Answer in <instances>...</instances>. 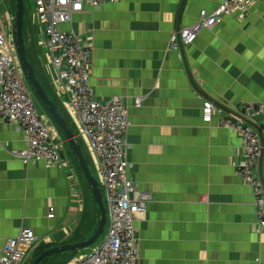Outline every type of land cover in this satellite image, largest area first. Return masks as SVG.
I'll list each match as a JSON object with an SVG mask.
<instances>
[{"label":"crops","instance_id":"0c3cea01","mask_svg":"<svg viewBox=\"0 0 264 264\" xmlns=\"http://www.w3.org/2000/svg\"><path fill=\"white\" fill-rule=\"evenodd\" d=\"M224 1L86 5L62 26L93 46L90 83L96 98L122 97L127 105L130 176L152 197L146 216L136 222L141 256L137 264H264V228L257 222L254 191L238 174L246 159L242 139L219 126L223 115L205 123L202 112L211 98L235 112L223 108L224 116L248 123L241 115L244 105L264 104V0L203 30L183 52L169 46L173 33ZM13 16L12 2L5 12L11 43ZM27 19V38L41 79L66 110L76 135H83V148L86 144L92 158L78 118L55 84L35 5ZM138 97L144 99L139 108ZM249 123L264 141V116ZM53 129L63 143L60 155L65 164L24 165L11 151L27 147L25 134L0 119V251L22 228L33 229L38 241L22 264H31L41 247L90 238L97 225L74 156L66 153L64 139ZM50 208L53 218L48 217ZM74 262L75 258L69 264Z\"/></svg>","mask_w":264,"mask_h":264},{"label":"built area","instance_id":"2783aa9c","mask_svg":"<svg viewBox=\"0 0 264 264\" xmlns=\"http://www.w3.org/2000/svg\"><path fill=\"white\" fill-rule=\"evenodd\" d=\"M33 1L39 22L44 25L55 84L88 139L108 210L106 237L90 253L76 258L74 264H137L141 256L136 222L146 216L152 197L150 193L141 191L130 176L132 164L127 135L131 123L127 105L122 97L108 100L96 98L90 83L93 46L75 31L62 30V26L71 23L75 14L82 12L86 5L100 8L122 0ZM256 1L225 0L211 13L203 10L197 23L184 28L180 35L173 36L170 48L179 51L180 45H193L203 30H212L226 16L247 11ZM143 101L142 97L135 98V106L141 107ZM241 111L242 117L248 121L255 116H264V104L248 103ZM202 112L205 123H211L215 115H223L219 126L234 131L242 139L246 159L240 164L238 174L254 191L257 222L259 227L264 228V183L261 180V173L264 178V154L260 166L264 146L260 134L242 118L236 122L232 117L224 116L223 110L211 101L204 103ZM0 119L7 125H17L25 134L27 147L11 151L24 165L45 162L52 167L65 164L60 155L63 143L55 138L49 119L38 111L33 94L25 83L15 48L10 49L9 41L2 32ZM54 212V208H50L48 217L53 218ZM37 241L33 229L22 228L17 237L7 239L0 251V264H22Z\"/></svg>","mask_w":264,"mask_h":264},{"label":"water","instance_id":"95a60500","mask_svg":"<svg viewBox=\"0 0 264 264\" xmlns=\"http://www.w3.org/2000/svg\"><path fill=\"white\" fill-rule=\"evenodd\" d=\"M24 19H25V0H16V13H15V24L13 27V34L15 36V46H16V52L20 59L22 69L24 71L26 79L32 84L34 87L36 96L45 104L50 116L52 119L56 122V124L59 126L60 129L64 132V135L66 137L67 143L73 153L75 154L76 158L78 159L80 168L82 170V173L88 183V186L90 188V191L96 200V203L100 210V219H99V225L97 227V230L93 234L92 237L89 239H86L84 241L76 242V243H68L63 245H58L55 247H51L45 251H43L38 257H36L33 261V264H40L44 259L65 253V252H74V251H82L90 246L94 245L100 237L104 234L106 230V224H107V209L103 198V193L100 187V182L98 179L93 175L90 166L87 162V159L85 157V154L83 152L82 146L77 140V136L74 134V132L69 128L67 121L65 118L61 115V113L58 110V107L56 103L49 97L47 91L41 84L40 80L37 78L35 74V68L34 65L29 61L26 54V44H25V38L23 34V26H24ZM183 52V47H182ZM210 98V97H208ZM210 100L220 109H223L224 106L214 99ZM229 113H235L234 111L224 108ZM223 109V110H224ZM262 140V139H261ZM262 144L264 146V141L262 140ZM263 154L264 149L262 151V157H261V166L263 161ZM262 172V170H261ZM262 181L264 183V179L261 174Z\"/></svg>","mask_w":264,"mask_h":264},{"label":"trees","instance_id":"16d2710c","mask_svg":"<svg viewBox=\"0 0 264 264\" xmlns=\"http://www.w3.org/2000/svg\"><path fill=\"white\" fill-rule=\"evenodd\" d=\"M13 12H14V15L16 13V0H13ZM30 27V21H28L27 19V10H26V5H25V19H24V26H23V34H24V38H25V44H26V54H27V58L29 59V61L34 65V68H35V74L37 76V78L40 80L41 84L43 85V87L45 88V90L47 91L49 97L56 103L57 107H58V110L59 112L61 113V115L65 118V120L67 121L68 123V126L69 128L74 132V134H76L75 132V129L68 117V114L66 112V110L62 107V105L60 103H58V101L53 97L52 95V92L50 91L49 87L43 82V80L41 79V76H40V73H39V70H38V66L36 64V62L34 61L33 59V56H32V53H33V46L32 44L28 41V38H27V35H28V29ZM27 81V85L28 87L34 92V96H35V100L42 106L43 108V111L44 113H46L50 119L52 120L53 124L57 127V129L59 130L60 134L62 135V137L66 140L65 138V135H64V132L62 131V129L59 128V126L56 124V122L52 119V117L50 116L45 104L36 96L35 94V90H34V87L32 86V84L28 81ZM79 143L81 144L82 148H83V144L81 142L80 139H78ZM66 146L69 148L71 154L74 156V159H75V162L78 166V169L81 173V176L83 178V181L85 183V186H86V190H87V193L88 195L90 196V202H91V205L94 209V211L96 212L97 211V215H98V219H97V225H96V228H95V231L97 230V227L99 225V219H100V210H99V207L96 203V200L94 199L91 191H90V188L88 186V183L82 173V170L80 168V165H79V162H78V159L76 158L75 154L73 153V151L71 150V148L69 147V145L67 144L66 142ZM83 152L85 154V157L87 159V162L90 166V169H91V161L89 159V157L87 156V154L85 153V150L83 148ZM92 171V169H91ZM93 173V171H92ZM94 231V233H95ZM93 233V234H94ZM86 239H79V241H74V242H67L65 244H68V243H76V242H80V241H84ZM101 240V239H99ZM51 247H55V246H51L49 245L48 247H41L39 248L35 255L33 256V259H32V263L33 264V261L36 257H38V255H40L43 251L51 248ZM82 252V251H81ZM80 254V251H74V252H65V253H61V254H57V255H53V256H50L46 259H44L40 264H69L70 262H72V260L74 258H76L78 255Z\"/></svg>","mask_w":264,"mask_h":264},{"label":"rangeland","instance_id":"374dc122","mask_svg":"<svg viewBox=\"0 0 264 264\" xmlns=\"http://www.w3.org/2000/svg\"><path fill=\"white\" fill-rule=\"evenodd\" d=\"M12 2H13V0H0V32H3V33H5V36H6V38L8 39V40H10V32L11 31H9L8 30V28H7V21H6V18H5V12L7 11V10H10V8L12 7ZM25 5H26V10H27V13H28V16H29V14H30V12H32V10L34 9V5H33V0H25ZM199 21V20H198ZM197 21V22H198ZM196 22V23H197ZM195 24V23H194ZM194 24H192V25H194ZM192 25H190V26H188V27H191ZM185 28H187V27H185ZM184 28H182L180 31H177L176 33H173L172 35H171V37H170V40H169V46L171 45V42H172V38H173V36L174 35H180V33H181V31L183 30ZM9 46H10V49L11 50H13V45H12V43L9 41ZM182 47L184 48V47H186V46H184V45H180V48H179V51H182L181 49H182ZM171 49V48H170ZM43 53V52H42ZM41 53V58H44V56H43V54ZM48 76V75H47ZM48 78H49V76H48ZM49 80L50 81H52V79H50L49 78ZM37 107H38V109H39V111H43L42 110V106L37 102ZM84 147H85V151H86V153H87V155L89 156V151H88V149H87V146H86V144H84ZM67 148V147H66ZM66 153H70V151H69V149L67 148V151H66ZM89 159H90V161H91V169H92V171H93V174L95 175V177L99 180V182H100V179H99V170H98V167H97V165H96V161H95V159L93 158V160H92V158H90L89 157ZM243 181V180H242ZM243 183L245 184V185H247L244 181H243ZM101 186V185H100ZM103 187L101 186V190L103 191ZM204 200H206V203L208 202L207 201V198L205 197V199ZM254 206H255V203H254ZM255 214H256V208H255ZM96 215H97V211H96ZM97 219H98V215H97ZM102 238H104V237H102ZM139 240V239H138ZM96 244H94V245H92V246H90L89 248H87V249H85V250H83L82 251V253H90L91 252V250H92V248L95 246ZM141 259V258H140ZM140 261V260H139ZM140 263V262H139Z\"/></svg>","mask_w":264,"mask_h":264},{"label":"clouds","instance_id":"9594fccd","mask_svg":"<svg viewBox=\"0 0 264 264\" xmlns=\"http://www.w3.org/2000/svg\"><path fill=\"white\" fill-rule=\"evenodd\" d=\"M35 5V4H34ZM14 17V24H15V15L13 16ZM13 27H14V25H13ZM74 31V30H73ZM45 33V32H44ZM12 36H13V39H12V45H13V47L15 48V51H16V46H15V36H14V34H13V29H12ZM46 36V35H45ZM17 53V52H16ZM18 56V55H17ZM19 58V57H18ZM20 60V59H19ZM21 63V62H20ZM22 66V65H21ZM24 72V71H23ZM24 78H25V83H26V85H27V79H26V77H25V74H24ZM27 87H28V85H27ZM28 89L32 92V94H33V98H34V101H35V103H36V107H37V101L35 100V96H34V92L28 87ZM36 94V93H35ZM62 97V96H61ZM62 99L64 100V101H66V99L64 98V97H62ZM67 102V101H66ZM68 104V103H67ZM37 109H38V107H37ZM38 111H39V109H38ZM40 112V114H42V115H44V116H46L48 119H49V121H50V123L52 124V125H54L53 124V122H52V120L50 119V117L46 114V113H44V111H39ZM73 113V112H72ZM7 125V124H6ZM51 125V128L53 129L54 128V126H52ZM55 129L58 131V133H59V135H60V138H62V139H64L63 137H62V135L60 134V132H59V130L57 129V127L55 126ZM53 133H54V129H53ZM76 135V134H75ZM77 136V140L78 139H80V140H85L84 138H82V134H81V136L79 135H76ZM66 138V137H65ZM64 141H65V143L67 142V140H65L64 139ZM68 144V143H67ZM83 149V148H82ZM92 152V151H91ZM92 158H94V157H92ZM95 159V158H94ZM96 161V160H95ZM94 175V174H93ZM95 176V175H94ZM99 179H100V176H99ZM99 181V180H98ZM100 185L103 187V185H102V182H101V179H100ZM100 186V187H101ZM102 193H103V198H104V202H105V205H106V200H105V194H104V189H103V191H102ZM106 209H107V206H106ZM107 230H108V210H107V224H106V230H105V232H104V234L100 237V239L101 240H98L95 244H97V243H99L100 241H102L105 237H106V234H107ZM93 236V235H92ZM91 236V237H92ZM102 237H104V238H102ZM89 239V238H88ZM96 246V245H95ZM94 246V247H95ZM83 251V250H82ZM82 254H84V253H82L81 251H80V254L76 257V258H78L80 255H82ZM75 258V259H76ZM75 263V262H74Z\"/></svg>","mask_w":264,"mask_h":264}]
</instances>
